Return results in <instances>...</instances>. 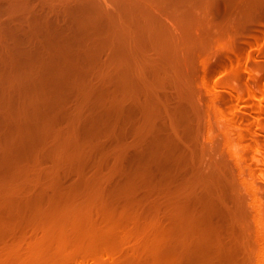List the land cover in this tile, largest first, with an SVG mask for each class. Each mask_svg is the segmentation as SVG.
Returning <instances> with one entry per match:
<instances>
[{
  "label": "rangeland",
  "instance_id": "obj_1",
  "mask_svg": "<svg viewBox=\"0 0 264 264\" xmlns=\"http://www.w3.org/2000/svg\"><path fill=\"white\" fill-rule=\"evenodd\" d=\"M76 1L0 0V230L9 231L0 264L24 256L28 245L40 256L57 254L74 236L78 215L94 206L128 201L131 224L108 236L119 245L151 247L153 228L168 231L195 216L191 204L199 196L181 185L150 195L163 188L154 181L158 165L165 171L178 164L174 83L199 110L205 165L223 154L232 156L230 167L241 162L262 229L256 254L264 260V122L251 130L250 114L236 119L230 112L240 93L255 90L247 77L258 72L247 59L264 44V0ZM239 67L241 88L220 84ZM39 203L40 213L20 210ZM189 239L169 246L170 264H216Z\"/></svg>",
  "mask_w": 264,
  "mask_h": 264
},
{
  "label": "bare ground",
  "instance_id": "obj_2",
  "mask_svg": "<svg viewBox=\"0 0 264 264\" xmlns=\"http://www.w3.org/2000/svg\"><path fill=\"white\" fill-rule=\"evenodd\" d=\"M35 1L65 4L76 0ZM77 15L83 18L90 17L85 13L84 15L77 13ZM77 15L75 13L73 16L76 17ZM256 56L259 58H255ZM247 63L252 64L258 72L257 75L254 73L255 75L251 74L248 76L249 78L247 77L252 83L253 90L255 89L257 92L252 91V88L249 87L252 93L248 91L249 89L246 91L250 93H240L235 98V108L231 109L230 112L236 119L247 118V114H250L249 119L247 118L250 120V126L256 124L255 127H257L259 123L264 122V94H258L260 90L262 92L259 93L264 92L261 87L264 78V44L253 48ZM243 70V67H239L227 71L220 84L238 90L241 88ZM242 88H244L243 85ZM234 89H229L228 92L232 93ZM243 91L244 89L241 92L243 93ZM172 92L175 93V96L174 104L171 107L173 119L171 132L175 135L179 146V153L176 155L179 165L176 163L174 167H167L165 171L161 170V166L158 165L160 169H157L155 173L153 171L156 174L154 181L156 185L163 188L155 189L150 195L159 197L161 190L169 189L167 192H170V189L177 190L179 187L186 190L190 196L198 194L199 199L192 200L191 204V212L195 216L189 215L190 218L187 216L180 219L179 224L172 226L168 231L153 228L154 236L158 240L151 247L142 244L140 246L134 244L119 245L110 243L111 238L108 236L113 237L116 230H122L131 224L132 214L128 212V201H123V205L118 204L115 208L107 206L104 208L102 206L90 207L78 215L72 226L74 236L71 238L68 234L70 240L58 247L59 252L57 254L40 256L28 245L25 255L11 257V260H8L10 264H140V262L143 264H170L168 259H172V257L166 255V250L173 247L178 238L183 237H190L189 240L192 242L189 241L188 245L197 243L195 250L207 248L203 257L205 259L214 258L216 264H264V260L260 257L257 258L256 254L258 237L262 232L258 226L260 217L255 215L254 205L248 201L250 185L244 180L241 162L235 160L234 167H230L228 163L232 156L223 154L220 159L207 162L205 165V161L200 158L203 148L200 147L197 127L199 110L192 102L180 95V87L176 83L172 85ZM254 98H257L259 103L251 104L252 109L248 110V105ZM244 107H247V110L246 108L245 111L242 110ZM240 110L244 113H241ZM251 130H253L252 126ZM263 136L264 126L258 139ZM154 148L153 155L157 157L159 155L157 143ZM259 151L263 153L264 157L263 146L260 147ZM155 161L157 160L154 158L153 162ZM199 162H202L203 165H200ZM174 168H178L177 175L170 172ZM161 171L164 172L165 177H162L160 181L155 180ZM178 185L181 186L178 187ZM111 197L113 198V195ZM146 197L148 195L140 196V208L143 205V199ZM6 208L9 209L10 206L8 205ZM44 208L45 205L39 203L36 207L27 205L21 207L20 210L40 213ZM46 208L50 209L52 206ZM125 210L127 213L124 212ZM141 217L143 214L141 215L140 212ZM18 222L19 219H14L10 225L15 226ZM2 227L0 244L9 237V231L4 226ZM144 229L146 226L140 223V231ZM178 248L181 252V248ZM177 250L174 249L175 259ZM149 251H151L152 259H147ZM139 252L143 255L137 262ZM185 254H180V257L183 258Z\"/></svg>",
  "mask_w": 264,
  "mask_h": 264
}]
</instances>
